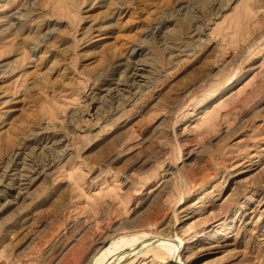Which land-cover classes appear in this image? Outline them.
<instances>
[{"label":"rangeland","instance_id":"1","mask_svg":"<svg viewBox=\"0 0 264 264\" xmlns=\"http://www.w3.org/2000/svg\"><path fill=\"white\" fill-rule=\"evenodd\" d=\"M0 205V264H264V0H0Z\"/></svg>","mask_w":264,"mask_h":264},{"label":"bare ground","instance_id":"2","mask_svg":"<svg viewBox=\"0 0 264 264\" xmlns=\"http://www.w3.org/2000/svg\"><path fill=\"white\" fill-rule=\"evenodd\" d=\"M32 8V7H31ZM17 18H18V15H17ZM18 20V19H17ZM24 25V24H23ZM21 26H22V22H21ZM55 30V29H54ZM43 33H45V32H42V34ZM48 33V32H47ZM105 34H107V33H105ZM101 35V34H100ZM38 36V35H37ZM50 36V35H49ZM107 36V35H106ZM46 37V36H45ZM51 37V36H50ZM101 37V36H100ZM103 38H105L104 37V35H102V37L100 38V39H103ZM49 39V38H48ZM38 40V39H37ZM41 41V40H40ZM40 41L38 42L39 44H37V46H39L40 45ZM43 41H44V39H43ZM47 41V40H46ZM46 41H44V42H46ZM25 43V42H24ZM26 44V43H25ZM44 45H45V43H44ZM43 45V46H44ZM36 46V47H37ZM27 47V46H26ZM36 47L34 48V49H36ZM29 48V47H28ZM48 52H49V50H48ZM29 53H30V51H29ZM47 53V52H46ZM41 59V58H40ZM42 60V59H41ZM44 60V59H43ZM138 64V63H137ZM121 65V64H120ZM135 65V64H134ZM143 65V64H142ZM142 70V69H141ZM137 71V70H136ZM135 71V72H136ZM133 73V72H132ZM138 73V72H137ZM137 73H135V75H136V77L137 76H139L140 77V75H138ZM237 73V72H236ZM141 74H143V73H141ZM242 74H243V70H242ZM121 76V75H120ZM235 76V75H234ZM233 76V77H234ZM237 76H239V75H237ZM133 77V76H132ZM130 78V77H129ZM134 78V77H133ZM145 78V77H144ZM139 79V78H138ZM236 79H238V78H235L234 80H232L233 82L236 80ZM137 80V79H136ZM231 80V79H230ZM135 81V80H134ZM143 81H141V83H142ZM231 82V81H230ZM115 83V82H114ZM140 83V82H139ZM121 84V83H120ZM232 84V83H231ZM222 85V87L220 88V89H218V91L217 92H215V93H217V95H221V94H223L224 92H225V90L227 89V87L230 85H228L227 83L225 84H221ZM115 86V85H114ZM125 86V85H124ZM145 86V85H144ZM139 89H140V87H139ZM119 90H120V88H119ZM130 90V89H129ZM140 91V90H139ZM118 92V91H117ZM115 93V92H114ZM214 93V92H213ZM108 94V93H107ZM112 94V93H111ZM211 94V93H210ZM109 95V94H108ZM116 95V94H115ZM113 95H111L110 97H112ZM214 96V95H213ZM216 96V95H215ZM116 97V96H115ZM211 97V96H210ZM206 102V101H205ZM203 103V102H202ZM199 106V105H198ZM201 106H203V105H201ZM28 146V145H27ZM28 148V147H27ZM24 149V148H23ZM22 149V150H23ZM21 150V149H20ZM18 151V150H17ZM24 152V151H23ZM191 152V151H190ZM259 152V151H258ZM261 153V152H260ZM20 154V152H17L15 155L17 156V155H19ZM189 154V153H188ZM259 154V153H258ZM21 155V154H20ZM255 155V154H254ZM259 156H262L261 154H259V155H255V157H259ZM255 157H252V158H255ZM28 158V157H27ZM203 159H204V157H203ZM202 159V160H203ZM206 159V158H205ZM256 159H258V158H256ZM255 159V160H256ZM9 160V159H8ZM253 159H251V161H252ZM204 161H207V160H204ZM249 161V160H248ZM199 162V161H198ZM201 162V161H200ZM203 163V162H202ZM248 164H249V162H247ZM192 164V163H191ZM191 164H189V165H191ZM194 165H192L190 168H188V170H187V173L188 174H190V172L192 171V170H194V169H196V167L198 166V164L195 162V163H193ZM243 164V163H242ZM187 166V165H186ZM185 166V167H186ZM168 169V168H167ZM3 172V171H2ZM224 175V174H223ZM222 175V176H223ZM227 176V175H226ZM214 177L215 176H210L209 178H208V176H207V178L208 179H205V180H203V182H202V187H205L206 185H207V181L206 180H208V182H210L211 180L213 181V179H214ZM206 178V177H205ZM225 178V177H224ZM13 179V178H12ZM182 179H184V178H181V180ZM223 180V179H222ZM226 180L227 179H225L224 180V182H226ZM13 182V181H12ZM223 182V186H224V183ZM210 184V183H209ZM144 185V184H143ZM12 187V186H11ZM13 187H14V185H13ZM22 187V186H21ZM200 187V186H199ZM18 188H19V185H18ZM17 188V190H19ZM220 188H221V186H220ZM14 189V188H13ZM192 189V188H191ZM20 191V190H19ZM19 191H17V192H19ZM24 191V190H23ZM20 193V192H19ZM18 193V194H19ZM26 194V193H25ZM24 194V195H25ZM45 194V193H44ZM192 194V193H191ZM15 196V195H14ZM22 196V195H21ZM183 196V195H182ZM5 197V196H4ZM19 197V195L17 196L16 195V197L14 198V201H16L15 199L16 198H18ZM181 197V196H180ZM251 198H253V197H251ZM6 199V198H5ZM150 200V199H149ZM181 200H182V198H181ZM201 200H203V199H201ZM200 200V201H201ZM7 201V200H6ZM3 202V201H2ZM9 202H10V200H9ZM17 203V202H16ZM201 203H202V201H201ZM200 203V204H201ZM2 204V203H1ZM1 206V205H0ZM151 206H152V208H153V205L151 204ZM149 208H150V206H149ZM156 208V207H155ZM151 209V208H150ZM162 209V208H161ZM143 210H145V209H143ZM148 211V210H147ZM147 211H145V212H147ZM161 211V210H160ZM154 212V211H153ZM157 213H159V212H157ZM188 213V212H187ZM144 214V213H143ZM150 215H152V213L150 214ZM154 215V214H153ZM156 215V214H155ZM159 215V214H158ZM163 215V214H162ZM157 216V215H156ZM164 216V215H163ZM158 217V216H157ZM154 218H155V216H154ZM156 219V218H155ZM161 219V218H160ZM59 222V221H58ZM65 222V221H64ZM63 221H62V223H64ZM61 222H59L58 223V225L60 224ZM55 225V224H54ZM56 225H57V222H56ZM57 225V226H58ZM61 225V224H60ZM62 225H64V224H62ZM66 225V224H65ZM151 225V224H150ZM52 226H53V224H52ZM53 227L55 230H56V228L58 229V227ZM62 227V226H61ZM60 227V228H61ZM74 227V226H73ZM73 227H72V229H73ZM52 228V229H53ZM59 228V229H60ZM166 229H164V230H167V226L165 227ZM49 229H50V227H49ZM49 229H47V230H49ZM52 229L50 230V231H52ZM53 229V230H54ZM63 229V228H62ZM115 229V228H114ZM113 229V230H114ZM169 229V228H168ZM55 230H54V234H57V231L58 230H56V232H55ZM71 230V229H70ZM77 230V229H76ZM90 230V229H89ZM7 231V230H6ZM64 231V230H63ZM67 231V230H66ZM65 231V232H66ZM73 231H75V229L73 230ZM84 232V234H85V232L87 231V230H83ZM93 231H94V229H93ZM93 231H91L92 233H93ZM144 231V230H143ZM3 232V231H2ZM90 232V233H91ZM49 233V232H48ZM51 233V232H50ZM49 233V235H51L52 236V234L53 233H51L50 234ZM62 233V232H61ZM87 233V232H86ZM89 233V234H90ZM10 234H11V232H10ZM40 234V233H39ZM42 234H44V233H41V235ZM67 234V233H66ZM71 233H69L68 235H70ZM83 234V235H84ZM95 234V233H94ZM102 234V233H101ZM136 234V233H135ZM189 234V233H188ZM40 235V236H41ZM47 234L45 233L44 234V236H46ZM64 235V234H63ZM88 235V234H87ZM144 235V234H143ZM147 234H145V236H146ZM4 236V235H3ZM60 236V235H59ZM78 236V235H77ZM76 236V237H77ZM81 237H82V235H80ZM163 236H170V235H168V234H164ZM2 237V236H1ZM42 237V236H41ZM49 238H50V240L52 239L50 236H48ZM47 237V238H48ZM65 237H66V235H65ZM65 237H58V238H55V239H57V241H56V243H58V246L56 247L57 248V250H58V255L56 254L55 255V253H52V252H50L49 254H46L47 255V258H48V263L49 264H81L82 263V260H83V258H84V255L85 254H87V253H85V251H84V249L86 248L87 249V247H84V243H82V242H77V243H75V244H70V242L68 241V239H69V237L67 238V240H65L64 238ZM87 237H89V236H87ZM113 237V236H112ZM195 237V236H194ZM37 238H38V235H37ZM46 238V237H45ZM48 238V239H49ZM84 238V237H83ZM91 238H93V237H91ZM110 238V237H109ZM191 238L192 237H186V238H183V239H181V242L178 244V242H177V244H174V243H176V242H174V243H172L170 240H167V239H163V240H158V239H155L156 241H154V242H156L155 244V246H154V248H152V251L156 254V255H159V256H163V255H167V254H170V255H173V254H179L180 255V253L179 252H181L182 250H185L187 247V244H190L191 243ZM40 239V238H39ZM38 239V240H39ZM48 239L46 240L47 242L46 243H48ZM80 239V238H79ZM94 239V238H93ZM139 239H141V236H138V235H132L131 237H121L119 240H116V241H114L113 242V244H111L112 246H110V247H108L106 250H104L98 257H97V255L94 257V264H106V263H108V264H112L113 263V261L114 260H109V257H110V255L112 254V253H114V252H116V251H118L120 248H122V247H125V246H129V245H132V244H134V243H136ZM36 240V239H35ZM49 240V241H50ZM91 239H89V241H90ZM96 240V239H95ZM95 240H94V243H95ZM52 241V240H51ZM82 241V240H81ZM88 241V242H89ZM73 242V241H72ZM71 242V243H72ZM75 242V241H74ZM87 242V241H86ZM97 244H101V243H103V241H102V239H98L97 241ZM37 242L35 241V244H36ZM41 243V245L44 243V239H43V241L42 242H40ZM53 243V242H52ZM90 243V242H89ZM91 243H92V241H91ZM91 243L89 244V245H91ZM51 244V243H50ZM32 245H34V242H33V244ZM38 245H39V241H38ZM54 245V244H53ZM88 245V244H87ZM88 245V246H89ZM95 245V244H94ZM103 245V244H102ZM37 246V245H36ZM40 247H42V249H43V246H40L39 245V249H37V250H40ZM97 247V246H96ZM132 247V246H131ZM131 247H129V248H131ZM36 248V247H35ZM90 249V248H89ZM51 249H49L48 251H50ZM93 250V249H92ZM91 250V251H92ZM31 251V250H30ZM33 251V250H32ZM42 252H43V250H41ZM56 251V250H55ZM89 251V250H88ZM39 252V253H38ZM37 253H38V256H40L41 254H40V251H38ZM100 252V251H99ZM176 252V253H175ZM52 253V254H51ZM40 254V255H39ZM236 254V253H235ZM234 254V255H235ZM33 256H34V252H33V254H32ZM231 255H232V253H231ZM230 255V256H231ZM36 257V258H39L40 259V257H42V256H44V255H42V256H40V257ZM152 256V255H151ZM229 256V257H230ZM236 256V255H235ZM149 257V256H148ZM44 258H46V257H44ZM44 258H41L42 260H43V262H47L46 260L44 261ZM116 258V257H115ZM115 258H113V259H115ZM170 258V257H169ZM117 259V258H116ZM226 259V258H225ZM41 260V261H42ZM85 260V259H84ZM87 260V259H86ZM40 261V262H41ZM158 261V260H157ZM87 262H89L88 260H87ZM167 262V261H166ZM47 263V264H48ZM84 263V262H83ZM161 263V262H160ZM85 264V263H84Z\"/></svg>","mask_w":264,"mask_h":264}]
</instances>
